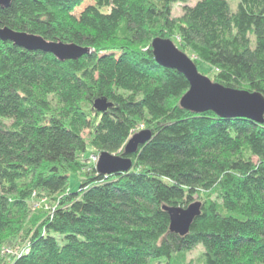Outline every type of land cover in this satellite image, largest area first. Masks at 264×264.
<instances>
[{
	"label": "trees",
	"instance_id": "obj_1",
	"mask_svg": "<svg viewBox=\"0 0 264 264\" xmlns=\"http://www.w3.org/2000/svg\"><path fill=\"white\" fill-rule=\"evenodd\" d=\"M81 1L0 8V26L64 43L80 35L91 49L60 61L0 40V246L22 249L0 247V264H195L186 256L197 246L200 264H264V122L181 107L188 81L150 48L169 38L210 80L249 90L251 79L264 90V0H120L107 35L72 17ZM214 45L233 60L217 59ZM248 52L256 61L245 67ZM96 98L111 107L96 111ZM139 125L150 138L126 155ZM87 144L132 167L97 172L80 160ZM41 193L49 207L33 213L28 201ZM195 200L188 232H170L163 206Z\"/></svg>",
	"mask_w": 264,
	"mask_h": 264
},
{
	"label": "water",
	"instance_id": "obj_2",
	"mask_svg": "<svg viewBox=\"0 0 264 264\" xmlns=\"http://www.w3.org/2000/svg\"><path fill=\"white\" fill-rule=\"evenodd\" d=\"M11 0H0V8H6ZM0 40L11 41L27 50L49 52L58 60L78 59L91 52L90 47L74 42L47 40L39 34L13 30L0 26ZM150 48L155 62L165 68H172L184 75L188 89L179 98L181 107L193 112L211 110L222 118L245 117L255 122H264V96L256 91L231 88L210 80L197 70L192 59L176 47L169 38L154 37ZM96 111L103 112L111 107L106 98H96L92 102ZM150 138L148 129L134 132L126 141L123 152L126 155L137 151L139 145ZM132 167L129 156L117 155L108 151L98 153L95 169L101 174L126 172ZM201 202L195 200L186 207L163 206L169 217L168 229L179 236H184L192 221L200 213Z\"/></svg>",
	"mask_w": 264,
	"mask_h": 264
},
{
	"label": "rangeland",
	"instance_id": "obj_3",
	"mask_svg": "<svg viewBox=\"0 0 264 264\" xmlns=\"http://www.w3.org/2000/svg\"><path fill=\"white\" fill-rule=\"evenodd\" d=\"M196 1L197 0H189L187 4L192 5ZM182 5L183 3H180V2L173 4V7H172L173 14L176 15V17H178L181 14ZM122 13H123V6L120 0H82L78 4V6L75 7L71 15L75 19L94 22L98 28L99 33H104L107 35L116 25ZM83 38H84L83 36L76 35L74 38L75 43L81 45V41ZM172 42L174 43V41ZM174 44L176 45V43ZM213 48L215 49V52H216L215 54H216L217 59L224 60V61L233 60L229 56H227L225 53H223L220 47L214 45ZM182 52H184L186 55H188L191 58V55L189 52L187 51H182ZM240 60L242 61L241 63L245 65V67H248L249 64L256 61L255 56L252 52L246 53ZM197 70L203 75L207 76L208 78H211V70L207 65L200 64L197 66ZM249 91H256L264 96V90L259 86L258 82L251 80V79H249ZM141 129H145V128H143L142 125H139L136 131H139ZM83 136L85 137L86 140L88 139L86 130H84ZM92 151L96 154L91 153ZM92 155L97 157L98 151H95V149H93L89 144H87L86 155L84 157H80V160L84 162L85 164L90 165L89 159ZM81 178H82V174L80 172L71 173L68 176V185H67L68 188L71 191H75L78 187V184ZM40 196L43 197L45 195L41 193ZM38 198L39 197L35 195L34 197H31L28 201L30 205V210L33 213L37 212V210L38 211L47 210L49 207L50 200L47 197V199L43 203H41V207H39L38 209L34 208V204L37 203ZM3 246L5 247L4 252L17 253V249H13L12 245H1L0 247L2 248ZM200 250H201L200 246H197L191 252L187 253V256H186L187 260L194 259L195 264H200V261H201V259H199ZM159 264H162V263H159Z\"/></svg>",
	"mask_w": 264,
	"mask_h": 264
},
{
	"label": "built area",
	"instance_id": "obj_4",
	"mask_svg": "<svg viewBox=\"0 0 264 264\" xmlns=\"http://www.w3.org/2000/svg\"><path fill=\"white\" fill-rule=\"evenodd\" d=\"M96 161H97V157L96 156H94V155H92L91 157H90V159H89V162H90V164H93V165H95L96 164ZM47 199V197L46 196H40L39 198H38V201H37V203H35L34 204V208H39V207H41V203H43L45 200ZM22 249H20V251H21ZM20 251H17L18 253H20Z\"/></svg>",
	"mask_w": 264,
	"mask_h": 264
}]
</instances>
